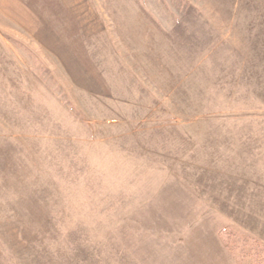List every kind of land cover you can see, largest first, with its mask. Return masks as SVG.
I'll list each match as a JSON object with an SVG mask.
<instances>
[{"label": "rangeland", "instance_id": "rangeland-1", "mask_svg": "<svg viewBox=\"0 0 264 264\" xmlns=\"http://www.w3.org/2000/svg\"><path fill=\"white\" fill-rule=\"evenodd\" d=\"M121 3L88 0L92 23L115 32ZM144 4L198 28L176 36L178 66L120 53L93 65L97 83H59L0 18V122L30 114L2 131L18 140L0 154L28 161L3 175L0 264H248L231 234L264 258V211L246 204L260 192L244 183L264 186V0Z\"/></svg>", "mask_w": 264, "mask_h": 264}, {"label": "crops", "instance_id": "crops-1", "mask_svg": "<svg viewBox=\"0 0 264 264\" xmlns=\"http://www.w3.org/2000/svg\"><path fill=\"white\" fill-rule=\"evenodd\" d=\"M87 1L0 0V18L9 20L13 24L15 31L12 33L17 36L16 40H18L19 35L21 37L26 36L27 46L17 42V48H23V50L26 48V50L31 51L32 56L30 59L32 60L34 57V59L41 60L42 67L55 66L58 68L59 83H73L78 80L81 82L86 81V83H97L99 78L97 72L92 69L93 65L100 63V59L102 62L104 57L107 63L113 62L115 58L119 59L120 53L124 58L126 55H136L144 52L146 55L152 56L154 60L157 57L160 58L161 67H177L176 62H172V60L178 58L180 50H185L188 42H184V39L181 40L180 45L184 47L179 48V41L176 40V36L184 34L185 31L190 37L196 33L197 27H194V25L193 27L181 26L184 24L182 23L183 16L171 12L170 9L168 10V4L165 11L169 17L173 16L174 19L175 16L173 22L167 20L162 13L163 6L161 7V10H163L158 11L155 6L145 5V0H118L123 3L117 7V10L114 9L113 5V12L107 9L108 19L113 24L111 29L115 31L111 32L107 29L109 26H106V24L101 28L92 23L94 19L99 18V14L96 10L88 9ZM111 1L114 4L115 0ZM121 6L124 7L123 11H119ZM117 24L122 26L118 27ZM200 29L204 28L201 27ZM116 33H118L117 36ZM118 53L119 56H117ZM141 65L142 63L139 62L138 66L141 67ZM162 69L165 70V67H162ZM130 73L133 74L134 71ZM111 77L110 79L113 81H121V79H117L118 76L111 75ZM91 92L93 91L91 90ZM88 96L92 97V94L90 93ZM80 97H83V95ZM3 113L0 109L2 117L5 115ZM16 113L19 115V112ZM28 115H30L28 111L21 112L20 117L16 116L15 121L11 120L12 117L11 119L1 118L0 153H8L12 149L9 148L11 145L7 146V143L17 145L18 140L14 139L17 138L16 135L13 134L14 138L9 134L5 136L2 131L19 130V126L23 125L19 122V119L23 116L27 118ZM15 149L13 154L9 153L5 156L0 154L1 194L12 193L4 189L6 187L4 181H7V185L10 184L8 183L9 178L3 176L7 172L6 170L10 168L11 164L16 166L18 162L23 160L19 158L21 155L17 156V150ZM23 161L27 162L28 156H25ZM251 177L256 180L244 183L250 186L251 189L256 188L255 191L260 192V195L257 197V193L252 192V202L250 200L246 202L249 205L247 208L254 211H264V186L261 190L255 187L259 185L258 178L260 176L258 173H252ZM237 182L243 186V181L239 180ZM22 192L18 191L16 193L21 194ZM259 198H261V202H258ZM239 199L241 203L236 201L234 204H240L243 207L241 205L244 204L242 198L239 197Z\"/></svg>", "mask_w": 264, "mask_h": 264}, {"label": "trees", "instance_id": "trees-1", "mask_svg": "<svg viewBox=\"0 0 264 264\" xmlns=\"http://www.w3.org/2000/svg\"><path fill=\"white\" fill-rule=\"evenodd\" d=\"M234 238L235 242H239L241 241L242 243H249L251 244L250 246L252 247L253 249V253L251 254V259L249 260L248 264H264V258L261 257V252H263V248L259 245V243L256 241V240H251L250 238H244V237H241V238H238L240 236H236L235 234L234 235H230Z\"/></svg>", "mask_w": 264, "mask_h": 264}]
</instances>
